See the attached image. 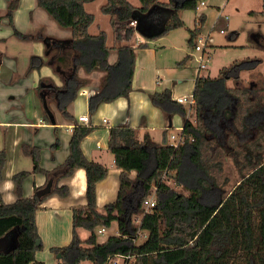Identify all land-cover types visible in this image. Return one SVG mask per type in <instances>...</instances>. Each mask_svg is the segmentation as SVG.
Returning <instances> with one entry per match:
<instances>
[{
    "label": "trees",
    "instance_id": "obj_1",
    "mask_svg": "<svg viewBox=\"0 0 264 264\" xmlns=\"http://www.w3.org/2000/svg\"><path fill=\"white\" fill-rule=\"evenodd\" d=\"M92 1L37 0L38 6L61 26L71 29L69 38L19 31L14 15L21 0H6L7 11L0 15V19L9 20L20 38L43 40L44 53L31 57L30 70L48 66L61 78L59 84L52 76L42 77L36 87L46 121L57 123L53 105L66 119L75 121L70 154L53 170L41 165V148L23 145L25 152L33 157L34 168L14 175L18 193L15 202L7 203L0 191V264H45L37 258L43 247L42 242L38 244L37 213L50 195L70 194L69 186L60 181L78 168L86 170L87 204L73 208L70 243L51 248L52 252L62 254L61 264H111L110 259L124 254H132L135 264H264V98L253 100L255 82L249 88L228 84L229 80H239L241 71L254 68L259 60H235L230 66L222 67L217 76L199 74L193 93L196 103L191 108L174 100L171 89L151 93L152 102L163 110L169 124L175 114L183 116L184 127L175 143L166 140L165 144H158L148 134L141 141L138 129L127 124L111 127L109 149L121 169L120 188L118 197L100 209L97 185L107 177L109 168L89 159L82 148V141L94 126L77 124L68 110L87 83L79 70L105 72L100 88L89 97L90 113L94 114L103 103L129 97L136 70V49L149 44L110 45L107 31L91 33L96 16L86 9V4ZM140 1L138 6L130 0H107L102 6L111 15L113 26H119L118 37L123 31L126 39H130L138 31L150 40L185 27L181 10H197L205 0ZM206 19V14L201 13L195 28L189 29V43L193 47ZM131 20H136L135 26L129 25ZM259 45L264 49V40ZM245 102L248 104L244 106L239 126L237 118ZM213 144L233 152L237 146L242 148L238 150L244 158L242 168L250 172L227 196L206 176L204 151ZM60 146L57 140L52 148ZM7 161L8 153L2 150L0 183ZM33 173L45 174L47 183L26 197L23 183ZM169 178L187 192H178ZM46 187L49 191L39 196L38 191ZM152 194L156 196V205L147 210L146 201ZM140 216L137 225L134 220ZM113 224L118 225L119 233L98 241L99 228H110ZM82 229L88 232L86 238L81 235ZM144 231L147 236L142 240ZM7 241H14L10 249L2 247V242Z\"/></svg>",
    "mask_w": 264,
    "mask_h": 264
},
{
    "label": "crops",
    "instance_id": "obj_2",
    "mask_svg": "<svg viewBox=\"0 0 264 264\" xmlns=\"http://www.w3.org/2000/svg\"><path fill=\"white\" fill-rule=\"evenodd\" d=\"M23 3L26 4L28 11L23 10L21 7ZM204 5L206 6V3ZM3 8L5 9L1 11L0 15L6 13L7 2L3 4ZM206 9L205 7H201L200 14L205 13L208 18L209 13L206 12ZM218 11L219 13L217 14L216 21L225 18L223 14L226 12L222 10L221 7H219ZM37 15L42 20L49 23L51 27L50 30L42 26L43 23L38 19ZM52 19L53 17L47 11L44 12L39 9L37 0H21L20 6L14 15L16 28L18 30L21 29V32L25 33L26 31L32 34L43 30V35L45 36H55L59 38H69L72 36L70 28L66 27V30L62 29L58 26L59 24ZM3 20L7 21L8 19L2 18L0 22ZM22 21L26 24L25 27L20 25ZM118 27L119 26L114 27L116 33ZM204 28L203 34L201 35H209V40L214 41L215 39L210 35L211 33L209 32L207 34ZM55 31L59 32V34L61 33V35L55 33ZM235 33L238 34L237 32ZM3 34H0V42L7 40ZM13 41L17 46L26 48L23 56H28V58H30L34 54H41L40 51L35 50V46L32 43L28 42L27 45L16 39ZM149 41V39L144 40V37L137 31L130 39H126L125 33L121 31L120 37L117 35L114 41L109 44L116 46L131 45L136 47L141 42H148V44H150ZM138 49H136L137 57L133 90L129 97H119L112 102L103 103L94 114H91L89 97L92 93L89 94V91H96L100 88L105 72L99 70L87 72L81 68L79 70V75L87 80V83L68 108L70 113L75 117L77 124H85L78 121L79 116L82 114L90 115L91 123L85 125L94 126V130L82 141V148L89 159L101 162L109 168L107 177L97 185V203L100 209H102L105 204L114 201L118 197L120 188L121 169L116 166L114 154L109 149V133L111 127L118 124H127L138 129V138L141 141L144 140L146 134H148L155 143L164 144L166 140L175 143L184 127L183 116L179 113L175 114L172 118V125H170L163 110L152 102L150 94L168 88L172 90L174 100H178V97L181 96H191L194 93L197 76L199 74L210 75L208 71H199L200 63L198 67H195L191 77H188V67L185 65L184 61L178 63L176 67L168 66L165 69L164 66L159 64L157 59V48L147 49L146 47ZM191 52L188 56H192ZM1 54L2 62L0 66L4 60L3 52H1ZM183 55L184 54L178 58H182ZM8 57L10 59L18 58L16 54L8 55ZM111 59L114 61L115 55H112ZM44 68L45 67L42 68L43 71H45ZM51 70L52 72L47 70L46 74L42 75L40 79L42 77L52 76L61 83V78L55 75L52 68ZM160 72H166L167 77L163 79L158 75ZM27 73H30V68L29 70L28 68L26 69L25 74L27 75ZM17 76H19V74L15 73V77ZM5 85L8 84L5 83ZM8 92H16V94L12 95L7 93L5 97L0 99V152L6 150L8 153V161L4 168V179L0 183V191L7 203H13L18 199L16 190L17 185L13 178L14 175L22 171H32L34 168L33 157L25 152L23 145L28 144L41 148V165L48 170H53L58 165L62 164L70 154V139L73 133L70 126L75 124V121L73 122L66 119L61 111L53 105L57 123H48L43 116L42 105L38 94L28 97V100L31 103L33 102L30 110L34 113V118L29 119L26 116V119H23L22 116L24 115L22 112L25 106L24 101L27 100V94H24L22 89H8ZM38 116L40 117L39 119H37ZM105 118L107 121H104ZM172 135H175V138H173ZM172 139H175V141L172 142ZM57 140L60 141L61 146L53 150L52 145ZM135 175L136 171H133L132 176ZM46 183L47 176L45 174H31L23 183V195L26 197L31 196L37 187H43ZM60 184H67L70 188V194L67 197H61L58 194L50 195L37 213L40 240L43 244L42 249L39 251L46 249L53 256H57L56 254L58 253L52 252V247L66 246L72 239L73 208L87 204L86 170L84 168H78L72 175L63 178ZM110 228H114V230H116V233H114L117 234L118 226L113 224ZM81 235L83 238H86L88 232L82 229ZM13 244L14 241L2 242V247L10 249ZM39 251L37 252V258L39 260L44 261L45 264H53L51 260L47 261L43 259ZM57 258L61 264V258L59 256H57Z\"/></svg>",
    "mask_w": 264,
    "mask_h": 264
},
{
    "label": "rangeland",
    "instance_id": "obj_3",
    "mask_svg": "<svg viewBox=\"0 0 264 264\" xmlns=\"http://www.w3.org/2000/svg\"><path fill=\"white\" fill-rule=\"evenodd\" d=\"M130 1L135 5H141L140 0ZM5 2L6 0H0V14L1 11L5 9L3 8V4H5ZM106 2L107 0H94L86 4V9L89 12L94 13L96 16L95 22L90 27V32L98 33L100 30L107 31L108 43H111L117 37V33L114 29L113 24L111 23V15L105 13L102 10V6ZM205 2L206 6L200 5L197 10H181V16L186 24L185 27L172 30L163 36L150 39V44L147 49L157 48V59L159 61V64L161 66H164L165 69L168 66L176 67L178 63L184 61L185 65H187L188 67V77H191L193 75L195 67H198L199 65V56L202 54V51L194 50L193 52L192 50L193 53L191 52L193 46L189 43V39L191 36L189 29L195 28L196 19L203 9L202 8L200 10V8L205 7L207 8L206 12L209 13V16L204 24V30L207 34L210 32V35L213 36L215 40H209L208 46L205 48V61L207 62V68L203 69V71H208L211 76H217L222 67L230 66L235 60L257 58L259 62L254 68L243 69L240 73L239 80H229L228 84L239 85L243 88H249L253 86L251 85V83L255 82V84H257L255 86L257 87L254 86V88H256L257 90L255 93L251 94L253 100H257V98L260 97L264 98V49H262V47H260L259 45V43H262L264 40V37L262 38L260 35L261 33L264 36V0H205ZM21 7L23 8V10L28 11L25 3H23ZM219 7H221L222 10L226 12L223 14V17L225 18L221 19L220 21H216L217 14L219 13ZM39 9L46 12V10L41 7H39ZM252 10H254L253 15L251 14ZM38 19H40V21L43 23L42 26L45 29H51L47 21L42 20L39 16ZM54 22L57 21L54 19ZM20 25L22 27L26 26L23 21L20 23ZM58 26L62 29H67L60 24ZM221 29H225V32H221ZM235 32H237L238 34H236ZM25 33L27 32L25 31ZM55 33L59 34V32L56 31ZM138 33L141 34L140 32ZM0 34H3V36L7 38V40L0 42V50L4 55L3 63L0 66V99L5 97V94L9 93L8 89H22L23 93L27 94V100L24 101L25 106L22 112L24 116L22 117L23 119H26L27 116L29 119H33L34 113H32V111L30 110L33 102L31 103L28 100V97L30 95L33 96L34 94L37 95L36 87L38 85L40 77L46 74L47 70H49L50 72H52V70L48 66H45V71H43L42 69L30 70V73H27V76L25 72L27 68L29 70L31 57L28 58V56H23L26 48L17 46L13 40L16 39L19 42L22 41L23 44L27 45L28 42L32 43L35 46V50L40 51L41 54L38 55L43 54L45 44L43 40L20 38L15 34L14 27L9 23L8 20H3L2 22H0ZM32 34L35 36L37 34H43V30L37 31L36 33ZM201 34H203V30L201 31ZM201 34L196 39V43L202 36ZM59 35H61V33ZM142 36L144 37V35ZM144 40H146L145 37ZM190 52L192 56H188L190 55ZM11 54H16V57L18 58L10 59L8 55ZM182 54H184L182 58H178ZM15 73H18L19 76L15 77ZM158 75H160L163 79L167 77L166 72H160L158 73ZM56 81L58 82L59 80L56 79ZM5 83L8 85H5ZM58 83L60 84V82ZM96 91L94 92L96 93ZM9 94L15 95L16 92H10ZM253 100L247 101H249L248 103H255L256 100ZM248 103L245 102V104L241 107V112L238 114L237 124L239 126H241V122L243 119L242 117L245 113L244 106ZM39 118L40 117L38 116L37 119ZM191 118L193 121H195V116L193 114ZM171 141L174 142L175 139H172ZM226 150L218 146L217 144L208 145V147H206L204 151L203 157L208 169V173L206 176L208 177L210 182L215 184V188H219L222 191V194L224 196H227L229 194V192L239 183L243 176L250 173L248 172V169L242 168L244 164V158L242 154L238 153V150H243L242 148L240 149V147L237 146L234 149V152ZM169 182L175 185L178 192H187L183 188V186H178L173 178H169ZM152 195L154 196V198L156 197L154 194ZM140 218L141 216L135 217L134 221L137 225H139L141 222ZM115 226L118 225L115 224ZM115 231L116 230H114V228H107V231L103 234L98 232V241L103 242L108 238L109 235H111ZM146 236L147 232L144 231V236L141 239L144 240ZM39 254L43 259H46L47 261L51 260L53 264H60L57 258L59 253L56 254L57 256H53L49 251L43 249L39 251ZM84 264L89 263L85 262Z\"/></svg>",
    "mask_w": 264,
    "mask_h": 264
},
{
    "label": "built area",
    "instance_id": "obj_4",
    "mask_svg": "<svg viewBox=\"0 0 264 264\" xmlns=\"http://www.w3.org/2000/svg\"><path fill=\"white\" fill-rule=\"evenodd\" d=\"M206 2L202 1L200 5H204ZM129 24L131 26H135L136 25V20H131L129 22ZM221 32H225V29H221ZM208 42H209V35L207 36H201L199 38V41H197L195 47L193 48V52L194 50L196 51H202V54L199 56V71L207 68V62L205 61V48L208 46ZM192 52V53H193ZM91 93H95L94 90L91 92L89 91V94ZM178 102L180 103H187L189 104L190 107L194 106L196 103L195 97L194 95L191 96H181L178 97ZM79 122H83L85 124H90L91 123V117L89 114H82L81 116H79L78 118ZM104 121H107V119L105 118ZM75 127V124H72L70 126V129L73 131ZM173 138H175V135H172ZM156 205V199L154 198V196L150 197L147 201H146V207L147 210H151L152 207H154ZM141 220V218H140ZM107 231L106 227H101L98 232L99 233H105ZM119 233V230L117 232V234ZM111 261V264H123L125 262H127L128 264H135V258L132 256V254H124V255H118L115 258H113L112 260L110 259L108 262Z\"/></svg>",
    "mask_w": 264,
    "mask_h": 264
},
{
    "label": "water",
    "instance_id": "obj_5",
    "mask_svg": "<svg viewBox=\"0 0 264 264\" xmlns=\"http://www.w3.org/2000/svg\"><path fill=\"white\" fill-rule=\"evenodd\" d=\"M170 125H172V119L170 120ZM165 143L166 141L164 142V144ZM48 191H49V187H46V188L39 190L37 194L40 196V195H43L44 193H47ZM40 243H41V240L38 239V244L40 245ZM58 256L61 258L62 254L59 253Z\"/></svg>",
    "mask_w": 264,
    "mask_h": 264
}]
</instances>
